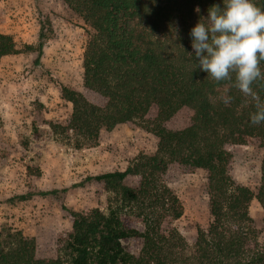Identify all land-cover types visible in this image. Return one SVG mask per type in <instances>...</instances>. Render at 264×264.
<instances>
[{
	"label": "trees",
	"instance_id": "obj_1",
	"mask_svg": "<svg viewBox=\"0 0 264 264\" xmlns=\"http://www.w3.org/2000/svg\"><path fill=\"white\" fill-rule=\"evenodd\" d=\"M60 1L93 31L83 55V87L105 104L94 105L62 86L61 99L71 104L72 112L67 120L50 125L53 133L71 132L74 147L82 149L95 145L102 130L142 122L158 139L154 154L136 156L124 171L90 176L78 184L100 185L117 199L107 214L99 209L70 213L68 264H264V247L248 213L253 200L264 212V123H250L255 101L234 86V74L231 80H213L200 70L191 47V29L213 5L223 7V0ZM254 3L264 8V0ZM45 40L41 27L37 66ZM16 51L12 37L0 33V60ZM260 68L264 71V61ZM252 87L264 101V79ZM225 96L231 97L227 105ZM181 109L192 112L191 124L180 131L167 129L165 124ZM250 138L257 139L262 150L255 192L230 177L225 150ZM171 165L207 175L210 221L206 229H197L192 247L172 227L183 209L163 182ZM133 177L138 184L127 186L125 181ZM7 238L6 243L0 241V264H63L36 259L35 242L20 233ZM132 239L141 241L137 255L124 246Z\"/></svg>",
	"mask_w": 264,
	"mask_h": 264
},
{
	"label": "rangeland",
	"instance_id": "obj_2",
	"mask_svg": "<svg viewBox=\"0 0 264 264\" xmlns=\"http://www.w3.org/2000/svg\"><path fill=\"white\" fill-rule=\"evenodd\" d=\"M41 27L46 40L37 66ZM0 33L11 36L17 46L14 55L0 60V241L20 233L35 242L36 259L68 264L70 213L99 209L107 214L117 199L100 185L78 184L90 176L124 171L136 156L154 154L158 139L142 122L102 130L95 145L82 149L74 147L71 132L53 133L50 125L67 120L72 112L71 104L61 99L62 86L94 105L105 104L104 98L83 87V55L93 31L60 0H0ZM191 118L190 110L181 109L165 126L180 131ZM225 150L230 154V177L255 192L262 159L259 141L250 138L245 145H227ZM206 177L203 170L178 165L169 166L162 177L183 209L172 227L189 247L197 229H206L210 221ZM138 181L128 178L125 184L135 187ZM52 190L56 195H40ZM248 213L264 247V212L256 200ZM124 246L137 255L141 241L132 239Z\"/></svg>",
	"mask_w": 264,
	"mask_h": 264
},
{
	"label": "clouds",
	"instance_id": "obj_3",
	"mask_svg": "<svg viewBox=\"0 0 264 264\" xmlns=\"http://www.w3.org/2000/svg\"><path fill=\"white\" fill-rule=\"evenodd\" d=\"M190 37L200 70L217 82L231 80L234 74V86L255 101L250 123H264V101L252 87L264 79L260 68L264 61V8L254 0H223V7L208 9L207 17L191 29ZM222 101L227 105L231 97H222Z\"/></svg>",
	"mask_w": 264,
	"mask_h": 264
}]
</instances>
